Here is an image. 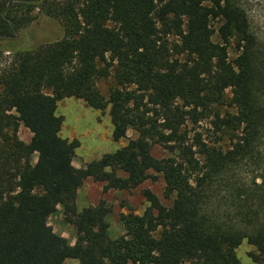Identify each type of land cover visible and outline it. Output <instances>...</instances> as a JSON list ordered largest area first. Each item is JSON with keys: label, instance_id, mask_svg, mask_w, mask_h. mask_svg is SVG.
<instances>
[{"label": "trees", "instance_id": "16d2710c", "mask_svg": "<svg viewBox=\"0 0 264 264\" xmlns=\"http://www.w3.org/2000/svg\"><path fill=\"white\" fill-rule=\"evenodd\" d=\"M36 9L60 23V39H15ZM2 38L11 60L0 70V264H242L244 240L252 264H264V52L240 0H0ZM109 77L105 97L96 81ZM68 97L109 108L114 141L135 138L78 172L79 142L59 135L56 114ZM208 116L210 144L187 130ZM153 145L171 156L156 158ZM158 176L169 204L143 190L148 206L121 215L117 238L103 199L77 211L87 178L107 192ZM58 206L74 244L47 225Z\"/></svg>", "mask_w": 264, "mask_h": 264}, {"label": "rangeland", "instance_id": "374dc122", "mask_svg": "<svg viewBox=\"0 0 264 264\" xmlns=\"http://www.w3.org/2000/svg\"><path fill=\"white\" fill-rule=\"evenodd\" d=\"M242 7L245 9L252 30L258 38L259 46L264 52V0H240ZM32 21L26 27L24 32H16V40L24 45L51 42L62 37L63 31L58 21L46 18L34 10L31 15ZM219 22L213 21L212 28L214 34L212 40L219 41L217 29ZM4 45H6L4 43ZM238 51L235 48V41H231L228 47V60L233 61ZM11 60L9 51H3L0 54V70L5 67ZM97 88L105 97L108 96L109 90L114 87L115 83L112 78L100 79L96 81ZM227 100L231 97L230 90L226 92ZM215 111L234 112L227 105H218L214 107ZM56 114L63 118L62 128L59 135L69 141L76 139L79 146L71 160L72 166L81 172L85 165L92 160L99 159L102 154L114 152L124 146L128 139L135 138L132 130L126 132V137L120 141L112 139V123L109 116V108L103 111L95 110L88 107L85 102L79 98L68 97L57 103ZM212 116H208L196 125L187 124V130L190 135L194 133L201 134L203 140L210 144L214 140L213 127L211 126ZM18 137L24 142H28L31 133L23 125L18 127ZM152 154L156 158L171 156L166 149L159 145L152 146ZM37 154L33 155V162H37ZM103 183L94 182L90 178L84 180L82 186L78 188L76 194L77 211H81L88 206H95L99 200L103 199L109 208L106 217L109 228L110 238H117L124 233L123 225L120 220L122 214L134 212L142 214L148 206L142 191L151 190L161 201L162 204L168 205L169 201L164 197L165 183L161 176L157 180H147L139 187L124 190L102 191ZM48 227L53 234L63 236L70 244L75 242V228L68 224L62 214L61 206L57 207L54 214L49 216L47 221ZM250 254H257L255 248L245 240L237 247L236 256L242 264H252ZM63 264H79L77 260L67 259Z\"/></svg>", "mask_w": 264, "mask_h": 264}, {"label": "flooded vegetation", "instance_id": "af4514ba", "mask_svg": "<svg viewBox=\"0 0 264 264\" xmlns=\"http://www.w3.org/2000/svg\"><path fill=\"white\" fill-rule=\"evenodd\" d=\"M15 38H16V36H15ZM3 39V38H2ZM4 40H6V38H4ZM4 40H1L0 42H3Z\"/></svg>", "mask_w": 264, "mask_h": 264}, {"label": "water", "instance_id": "95a60500", "mask_svg": "<svg viewBox=\"0 0 264 264\" xmlns=\"http://www.w3.org/2000/svg\"><path fill=\"white\" fill-rule=\"evenodd\" d=\"M1 40H4V38H3V39H0V41H1Z\"/></svg>", "mask_w": 264, "mask_h": 264}]
</instances>
